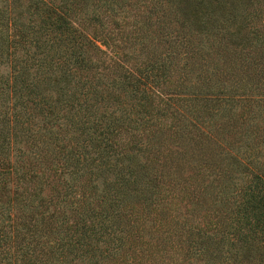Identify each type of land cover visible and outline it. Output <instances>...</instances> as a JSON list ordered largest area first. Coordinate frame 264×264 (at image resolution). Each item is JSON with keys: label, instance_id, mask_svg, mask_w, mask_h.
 <instances>
[{"label": "trees", "instance_id": "trees-1", "mask_svg": "<svg viewBox=\"0 0 264 264\" xmlns=\"http://www.w3.org/2000/svg\"><path fill=\"white\" fill-rule=\"evenodd\" d=\"M0 264H264V0H0Z\"/></svg>", "mask_w": 264, "mask_h": 264}]
</instances>
